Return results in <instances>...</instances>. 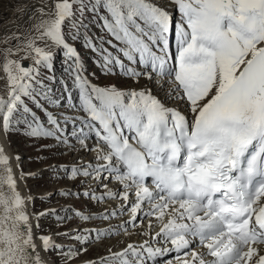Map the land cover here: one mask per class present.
<instances>
[{"label":"snow or ice","instance_id":"snow-or-ice-1","mask_svg":"<svg viewBox=\"0 0 264 264\" xmlns=\"http://www.w3.org/2000/svg\"><path fill=\"white\" fill-rule=\"evenodd\" d=\"M27 11L38 22L0 40L7 45L0 79L8 86L0 131L22 129L30 139L95 153L60 170L105 191L63 195L122 203L111 212L72 213L83 222L130 213L119 226L127 231L148 220L141 235L149 239L109 248L87 264H264V0H40ZM97 25L103 35H86L88 47L119 83L93 84L68 42ZM52 47L72 62L55 97L44 83L55 77L41 76L52 71ZM29 58L32 65H23ZM0 165V264H46L37 240L45 253L70 260L87 251L90 238L116 234L77 229L70 238L81 247L67 249L38 234L39 218L49 213L35 214L34 225L2 153ZM51 215L61 224L70 219Z\"/></svg>","mask_w":264,"mask_h":264},{"label":"rangeland","instance_id":"rangeland-1","mask_svg":"<svg viewBox=\"0 0 264 264\" xmlns=\"http://www.w3.org/2000/svg\"><path fill=\"white\" fill-rule=\"evenodd\" d=\"M27 2L39 3L40 0H0V27L2 24L4 25L9 21L11 22V20L12 23L13 21L15 22L20 15V8H24ZM175 15L174 19L177 20L178 14L176 16ZM29 20L23 21L20 26H15L12 29L6 27L8 29H5L6 31L2 34V36L0 35V40H2L4 36L16 32L18 27L27 28L33 25V23H31V19ZM86 35H90L93 40H95L98 36L103 35V29L97 25L94 28H90L87 34L82 33L78 39H69L68 41L72 47H75L78 49V51L83 52L85 65L88 67L85 69V75L89 79L93 80L97 85L119 83L118 76H109L102 72L99 54L89 49L85 38ZM41 46L43 47V45ZM100 46L106 47V45ZM3 47H7V45L0 44V48ZM48 50L52 51L54 54V59L52 61V71L41 69V76L55 77L57 81L55 84L49 83L48 80H45L44 83L53 89L54 97L60 96L63 92L60 82L68 81L70 79L69 69L72 67V62L68 61L67 57L59 60V58L62 56L61 52L65 53L64 50L57 49L55 47H52ZM20 55H23V53ZM12 59L18 60L20 59V56H14ZM32 63L33 61L31 58L22 61V64L25 66H30ZM0 76H3L2 72H0ZM5 83H7L5 79H0V86ZM7 88L8 87L6 86V89ZM0 89L2 90H0V93H3V86L0 87ZM7 93L8 89L5 93L6 96H8ZM73 94L75 95V90H73ZM26 102L29 104V107H33L31 102ZM48 110L52 113H63L65 111L64 108H56L55 106L49 107ZM33 111H35L36 115L40 117L42 121L46 120L45 114L42 111L35 109L34 107ZM2 134L5 136L4 138L6 139L11 154L14 156L15 167L17 168L18 172L23 175V191L32 198L30 204L31 210L33 211L34 215L44 212L49 213V215L41 216L39 218V228L35 229L38 234L50 236L55 244L62 248H80L81 245L75 239L70 237L81 225H85L82 227V229H80L82 232H84L83 230L86 232V230H89L88 228H107L109 230V228L113 229L119 227L120 223H124L123 221L129 218V215L124 213L123 216H128L123 218V220L120 219V215H117L115 218H110L108 220L96 219L85 223L72 214L73 212L79 211L84 215H93L105 209H109L111 212L114 208L113 205L121 202L120 200H110L105 203L96 204L93 201L84 199L83 196L77 197L76 195H63V193L68 192L73 194L77 192L83 193L86 190L95 191L96 194H100L101 192L105 191V189L102 188L97 190V181L95 180H84L83 177L80 179H69L68 173L60 170L61 167L70 170L74 165L79 166L80 163L87 164L90 160H92V156L95 154L94 152H82L79 149V145L76 146L75 151L69 148L59 147L52 139H30L27 135L23 134L22 129L8 134L2 132ZM17 157L19 158L18 160L16 159ZM107 184L108 188L110 189L109 186L111 184L109 182ZM112 191L114 190L112 189ZM119 208L120 207H115L114 209ZM52 210H55L60 216L67 215L70 217V219L62 224L58 223L56 218L51 215ZM144 221H142V223L140 222L143 226H145L144 224L146 223L147 219L145 222ZM36 223L37 221L35 219L33 224L35 225ZM89 225H92V227ZM122 230L116 233L119 234L116 237L112 235L99 241H93L95 238H90L91 242L84 245V247L87 248V251L84 252L83 255L70 260L59 253L50 255L45 253L43 250L41 252L46 260L50 262L55 260L56 264H79L87 258L94 260L102 255H106L109 248L115 252L120 247H122L126 241L131 239L133 242H136L139 240L138 238L140 236H143H139V234H136L134 230H132V233L130 234L128 229L127 231ZM59 234L60 237H58Z\"/></svg>","mask_w":264,"mask_h":264},{"label":"bare ground","instance_id":"bare-ground-1","mask_svg":"<svg viewBox=\"0 0 264 264\" xmlns=\"http://www.w3.org/2000/svg\"><path fill=\"white\" fill-rule=\"evenodd\" d=\"M26 4V3H25ZM35 4H38V3H36V2H31V3H28L27 2V4L24 6V8H20V10H19V17H18V19L14 22L13 21V23H12V20H11V22L9 21L8 23H5L4 25L2 24V26L0 27V35L2 36V34L6 31L5 29H12L13 27H15V26H20L22 23H23V21H25V20H29V15H32V19H31V23H33V24H35V23H37L38 22V19H37V17L39 16V14L38 13H29L28 11H27V9H29V8H31L33 5H35ZM175 15V12L173 11V16ZM179 20V15L177 16V21ZM30 21V20H29ZM6 27H8V28H6ZM0 36V37H1ZM1 39V38H0ZM5 82V81H4ZM3 86V88H4V91H3V93L1 92L0 94V98H3V99H6L7 98V96H6V90L8 89H6V86H7V83H5V84H3L2 85ZM2 86H0V87H2ZM8 87V86H7ZM1 90V89H0ZM2 91V90H1ZM167 91V89H165V92ZM165 92H160L159 93V96H160V98L161 99H163L164 98V95H165ZM8 94V93H7ZM171 106V105H170ZM5 136L2 134V132L0 131V153H2L6 158H7V160H8V164L11 166V169H12V172H13V174H14V176H15V178H16V184H17V190L19 191V193H20V195L25 199V201H26V210H27V212H28V214L30 215V216H33V220H32V223H33V221L35 220V215H34V213H33V211L31 210V208H30V204H31V201H32V198L30 197V195H27L24 191H23V184H24V178H23V175H21L19 172H18V170H17V168L15 167V159H14V156L11 154V152H10V149H9V147H8V144H7V142H6V139L4 138ZM94 156H95V154H94ZM94 156H92V160H93V158H94ZM80 158V157H79ZM3 168H4V165H0V171H2L3 170ZM16 168V169H15ZM109 181H107V180H104V181H102L101 183H105V184H107ZM112 185H110L109 187H110V189L112 190H114V191H116V189H117V185L116 184H114L112 187H111ZM114 206V205H113ZM105 210H107L108 212H110V210L109 209H105ZM105 210H103V211H100V212H98L97 214H100V213H103ZM119 216V215H118ZM130 219V213H129V218H127V219H125V221H123L124 223L126 222V221H128ZM124 223H122V224H124ZM142 223V222H141ZM140 222H139V226H141L140 228H136L135 229V233L136 234H139V236L141 235V233H146V230L148 229V220L146 221V223L144 224L145 226H143L142 224H141ZM153 223L155 224V221L153 220ZM121 223L119 224V226L120 225H122ZM109 228V227H108ZM120 229V227H117V228H109V231H115V232H117L118 230ZM121 231V230H120ZM159 231V226L157 225V226H155V227H153L152 228V231H151V234H154V233H156V232H158ZM129 238H130V236H129ZM146 239H149V237L148 238H146V237H142L141 238V240H138V243H141L142 241H144V240H146ZM36 243H37V246H38V248H37V250L40 252V255H41V258L46 262V264H52V262H50V261H48V260H46V258L43 256V254H42V248H40V242H39V240H37L36 241ZM129 243H134L131 239L130 240H128V241H126V243L125 244H123V246L122 247H120L117 251H120L122 248H124L127 244H129ZM134 244H136V243H134ZM173 256H174V254H173ZM168 258V257H167Z\"/></svg>","mask_w":264,"mask_h":264}]
</instances>
